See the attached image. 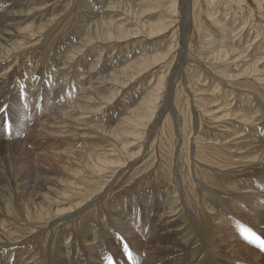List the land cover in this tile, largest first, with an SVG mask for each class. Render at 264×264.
I'll return each mask as SVG.
<instances>
[{
	"label": "rangeland",
	"instance_id": "374dc122",
	"mask_svg": "<svg viewBox=\"0 0 264 264\" xmlns=\"http://www.w3.org/2000/svg\"><path fill=\"white\" fill-rule=\"evenodd\" d=\"M48 1H50L48 3L50 7L46 6L45 10L40 9L37 12L32 11L31 19L32 23L34 24L33 27L38 28L40 23L46 22L48 10H50L49 13L57 12L56 8H58V5L60 7L66 8L71 5L74 8V11L70 7L67 8L73 11V15L70 12V15L67 16L66 20L63 22L64 24H61L60 27L62 28L59 27V29L55 32L56 34L54 33L50 37V43L48 42L46 51L40 52V54L38 51V55L36 54L35 58L32 61L29 60L27 62L30 77L28 76L29 73H27L24 68L19 67V70L10 77V80L8 82H6L8 89H11L9 90L10 92H6L7 114L4 116L0 115V135L3 136L4 140L6 141H11V139H13L14 141H12L10 146L7 147V152L3 154L2 152H0V174L7 178H10L14 175L17 181L15 184L11 185L12 187L9 190H5L4 193L12 197L15 196V193L17 192L18 194L23 196V198L31 199L36 194L46 193L47 188L55 187L53 185H50L49 181L46 180L47 177L52 178L57 182H69L71 181V179H68L67 177L69 176V178H72V173H76V170H79L82 178L90 179V181L93 182L97 187L96 192L99 193L95 195L96 192H94L95 196L90 198V200H92L91 206L87 207L83 211L84 214L82 212L83 217L78 216L76 218H73L71 221L54 226L53 231H51L52 236L47 235V232H41L38 233L37 240L29 237L25 241L9 244L8 246L11 249L8 248V250L14 249L12 250V253L14 254L15 249L16 251H19L18 248H26L25 250H29V253L31 252L30 261L32 264H56V258L58 257V253L60 250L59 247L62 245L64 246V242L66 241L65 238L69 239L70 237V239L67 241L69 242L71 248L70 256H73L78 261L81 260V256L82 259L85 258L86 260L92 261L93 256L97 255L99 264H109L107 259L108 257L112 258V264H187L189 261L188 256L194 253L198 246L202 244L201 239L195 234L196 230L200 232L202 231L205 237H212L213 231H211L207 227V224L211 223L208 219V216H210V213H223L225 212L224 209L227 208L226 201L231 199L232 195L225 191L224 185H226V183H234L236 181L237 183L241 184L245 180H247L248 183L251 182L248 185L255 187H259L260 185V188L264 187V170L261 169V166H249L245 165V163L243 162L235 166H224L225 163L222 162V165L219 168L217 166H214L213 162H211L216 161L218 158L217 155L221 153L217 149L211 150V152H208L209 149H202L196 152L194 158L191 156L190 152H187V149L184 151L180 150L181 153H179V155L177 152V146L181 145V142L176 138V133L174 132L173 124H175L177 120L174 119V112L172 113L171 110L172 101L168 100L169 92H171L172 97L174 98L173 103L174 101H176L179 111L181 113L183 111L185 112L184 114H182V123L180 122V125L182 124V131L184 128V123H186V126H188L186 130V133L188 135L187 138H189L190 135L193 134V136L198 138L199 141H206L205 143H207L210 140L213 141L217 137L219 138V135L224 134L225 131H230V123L227 121V119L223 118L222 120L218 121H210V119H208L207 117L199 119L198 115H196L197 113H193L190 109L189 101L191 100L192 91L199 92L200 90L206 88L205 86H208L207 90L215 89L213 86V88L211 87V85L214 84L215 80L211 79L212 74L207 71V66L204 64L203 59H201V61L192 56V54H197V52L201 51V49H205V41L207 39L203 38H208L209 36L203 37V31L207 30V28L210 29L211 25H208V23H210L208 22L209 19L204 18L196 22L197 27L198 25L201 26L199 30H202V33H200L199 36L196 29H194L191 16H189V9H186V6L182 2V0H178L177 7H175L176 11L178 12H176L177 15L174 14L173 7L168 8V11H170V9L173 10V12L171 13L172 15L156 12L155 14L150 13L151 15L148 16L140 15L137 18L140 24H143L144 26L146 25L145 23L150 24L161 22L162 27L163 25L167 26L169 23H171V26H175L174 29H169V31L167 30L164 33H161V31H159L153 37H149L148 34L144 32V28H137L138 33L132 32L131 36H128L124 40H116L117 42L115 40L95 41L93 36H90L88 40L91 42L93 40L94 41L92 43L86 41L82 44L83 47L77 49V47L81 45H79L78 43L82 41V38L80 39L82 31L79 32L77 29L83 26L80 22V20L82 19L80 15L87 16V14L89 15V12L95 11L96 8L98 9L100 0ZM156 2L158 4V0H156ZM208 2L209 4L205 3V5H203H208L207 10L210 13L212 12L213 18L216 17L215 19L219 20L220 23H224L227 21V23L229 24L227 29H229L230 26H234V24H236L238 34L234 37V39L247 36V33H249L248 31H255L251 36L252 39L253 37H257V40H262V38L264 39V26H261V23L258 22V19L250 18L249 16L246 17L250 19L244 21V18L246 17H244L243 14L242 16L237 12L240 6L238 7L236 3H230V7H227L226 5H223V2L221 0H209ZM170 4L171 3L167 2L165 6L170 7ZM179 5H183L185 7ZM37 6H34L31 9L41 8V6ZM103 11H108L106 9V6L103 8ZM258 11V13H260L261 11V13L264 14V2L261 3ZM106 12L101 13V11H98L95 19H98V17L101 16L105 17ZM78 13L81 14L79 15ZM117 13H119L120 15L118 16V18L120 17L119 19L124 20V22H121L120 24L127 25V29L133 30L135 28V26L131 23L134 21V18L130 17L131 19H128L126 17L125 11L122 10L117 11ZM179 16L181 17L179 18ZM176 17L179 19H177ZM234 18H237L238 20L236 19L235 21H233ZM125 21L129 23H126ZM257 25L259 26L256 27ZM243 26L244 28L241 29ZM211 27L214 28V25H212ZM213 30L216 31L215 29ZM76 34L79 36L78 40L77 37H75ZM83 35L85 34L83 33ZM190 42H192L193 45H191ZM73 44L75 46L77 45V47H75ZM187 45L192 46V49L190 48L191 50L189 49L188 51ZM243 47L246 46L243 45ZM241 49L242 47L238 50L240 51ZM60 52L62 53V55H65V57H63V64L59 63L60 61L58 63L57 61H55V59H58L56 54L59 55L58 53ZM242 54H244V52ZM146 55L147 57L150 56L157 58V61L154 63H149L147 61L143 62V71L140 72V75H138V77H133V79L135 78L133 82H130L128 78H125L121 75L119 76L117 74H114L116 73L115 71L121 69V67L126 66L129 61L131 62L133 60H138V58L140 57L144 58ZM197 62H199L200 66ZM60 67L62 68L61 73L57 71V68L60 69ZM92 67L94 69H92ZM89 69L93 72H90ZM236 69L237 71H234L232 73L239 72V68L237 67ZM112 70L114 73L112 72ZM90 73H93V76L95 75L94 77H91V79L93 78L92 82L99 81L98 83H96L99 84V89L97 88L96 90H94L96 95H99L101 98L109 95V99L113 98V94H115V96L113 98L114 101H111V104H108L109 106L105 103V101H99L100 103H95L94 109H96L97 112H95L96 114L94 113V120L90 124L86 122L88 121V119H84V122L82 121V124L85 122L86 123L83 124L84 126L82 124L77 125L79 129H75L73 126L69 125V135H71V133H75L73 135L77 138H72L70 136L71 138L66 139L65 141V139L60 140V138H52L44 131H41V129L48 130L51 122H48L49 125H46L41 129L38 125H36L33 130L27 135L19 131L20 127L17 123L20 124L22 120H25L26 124H28L30 119L33 118L31 123L29 124V127H31L34 122H36L40 118L39 116L44 110V105H46L45 107L52 108L53 102L55 101L56 105L60 106L63 99H61L60 97L65 95L67 96V98H80L82 96L84 88L86 87L85 84H87L88 82L87 79L90 78ZM126 73L127 77L132 76L128 71ZM107 74H110L112 77V83L107 84L111 86V91L109 92H106L105 89L103 90L104 86L102 85L104 83L102 82V77H106ZM52 75L54 76L52 77ZM55 77H57L58 80V85H56L57 88H53V91L51 90L52 88L48 87L47 89L46 85L48 84V82H51L52 80L54 81ZM114 80L118 82L114 83ZM211 81H213V83ZM27 83L32 85L34 88H36L40 83L42 89L41 95L38 96L36 92L35 94L37 96L28 103H26V99L31 89L28 88ZM51 83L52 85L56 84L53 82ZM119 83H122L123 85H125V87H123ZM223 84L231 85V83L228 82H225ZM153 88L157 89V91H159V94L161 95L162 105L160 106V108L158 109L157 107V111L154 110L155 112L152 110V118H148V115H144L146 118L145 120H142L140 122V125L136 127L137 129L125 127V124H130L132 122L137 124L136 121L131 118L135 115L131 114L129 111H131L132 108L136 107L137 104L141 101V97H144ZM231 88L234 90V93H231L233 97L236 93L238 97V94H240V92H245L243 90H246L251 93L247 94L251 95L254 101H256L254 103L256 109L254 108V110H257V113L256 115L253 113L250 116L254 118L253 127L255 128L256 126V133H258V136H256L257 138L255 137V140L262 141V143H264V137H262L264 136V128L261 129L262 127H264V95H261V93L258 94L257 91L253 92L255 93L253 94L252 90L248 88L235 87L232 85ZM207 90H205L206 97L200 100V107H202V105H206L204 103H207ZM54 91L58 92L57 97H55L56 95L54 94ZM198 95H200V92ZM64 99L66 100V98ZM49 100H51L50 103L47 102ZM235 103L238 104L239 101L233 99L231 106ZM230 111L231 113L229 114L232 115L236 112H239L240 110L233 112L231 107ZM161 112H163V115L165 117H161V121H159V116L157 115L161 114ZM244 112L245 111H243V113ZM33 113L35 114V116L32 115ZM237 116L238 117L235 119L239 120L240 116ZM5 117L6 126L4 120ZM190 119L193 122L189 121ZM230 119H234V117L231 116ZM163 120L167 121L166 127L164 126L165 128H162L160 130V126L162 125ZM79 123H81V120L79 121ZM192 123L194 124L193 126ZM88 125L92 128L88 127L87 129ZM231 125H233V122L231 123ZM98 126L106 130H94V128ZM72 128L73 130L71 131ZM80 128L83 130H81ZM112 129H114V134L109 133V131ZM260 130L263 131L261 132ZM182 133L183 135L185 134L184 131ZM207 134L209 135L208 137ZM249 134L250 132L248 131L247 135ZM205 136L207 138H205ZM76 145L77 148L75 147ZM73 148L75 149L73 150ZM185 148H187L186 145ZM66 150L67 152H74V154L76 155H78V152L80 155L82 153H90V155L93 154L92 156H95L94 158H92L93 164L96 165V168H100L101 166H103L102 162L112 164V166L110 168L109 166H106L104 172L95 174L93 173V171H90L87 166H84L83 162L78 164L74 160V156H72V158H70V160L68 161L66 157H64V153H62ZM161 150L162 152H160ZM55 153H60L59 156L61 157V159H55L53 157V154ZM167 155L168 157H165ZM136 157L141 159L136 163L137 166L141 165V168L137 171H135L136 166L129 167L133 165V159ZM250 157H254L253 153L252 155H249V153L246 154V160L248 158L250 159ZM123 161H125L126 164L122 166L121 163ZM194 162H196L197 164H195ZM198 163L202 164V166H198ZM118 164H120V166L116 167ZM124 166V170L121 169ZM195 166L197 169L195 168ZM228 171H230V173H226ZM208 174H210V177L208 176ZM194 177H197V179H195ZM104 182L108 184V186H106L108 189L107 191L106 187H104ZM1 187L2 184H0V188ZM20 187L23 188L20 189ZM4 188L6 189L7 187ZM54 189H58V187ZM207 190L213 196L207 193ZM164 195L166 197H163ZM176 199L179 201H177ZM158 200H162V203L160 205H157V203H160ZM255 201V216L256 214H259L258 216H260V222H264V201ZM75 202V200L71 201V203L73 204H75ZM168 203L170 204V206L172 205V208L175 207V209L171 210V213H168L169 211L166 209L165 212L167 214H165V212L161 211V208L162 205H164L165 207H163L166 208L169 205ZM13 204L14 203H10L9 211L2 207L0 208V212H5V218L7 220L11 221L12 223L16 221V223L18 224L20 222V216L23 213L20 212L21 210L19 209L18 205ZM14 206L15 208H13ZM238 211L249 216H244V218L240 213L231 211L229 214V221L234 224L233 229L227 226V224H224L225 227L222 229H218L216 233L219 237V244H223L221 248H223V250L227 249V251H229L227 252V255L236 256L242 261H229V264H248L251 258H257V250H260L255 245H253L252 247L249 242H245L242 239L243 236L240 237L239 235L241 234L242 229H251L256 233H258L257 231H259L264 238V233L262 232V230L264 231V224L261 225V228H255L252 226V224H250L251 220L255 219V216L248 213L247 209L244 208L243 210ZM162 215H164V217ZM164 222L170 223L171 226L169 224L166 229H163L161 224L164 225ZM126 227L129 230V236L131 238H126L122 233L124 231V228ZM85 228L95 230L94 232L96 233L94 238H97L99 241L104 242L105 247L102 248V250H96L95 252L92 249L88 248L85 237L90 235L85 232ZM68 230L70 232H68ZM75 232L77 235L74 234ZM117 234L123 237L124 242L128 244L127 253L124 251L120 240L116 238ZM194 234L196 237L194 236ZM94 238L90 239L93 240ZM238 238H241V244L242 242L245 244L247 243L249 245V248L251 247V249H253H248L247 252H242L237 248L239 244ZM63 239H65V241ZM189 239L191 245L189 247H186V250L184 249L181 253H179L178 248H183L184 246H186V243ZM173 241H175L176 244ZM57 242L59 243V245ZM3 248L4 251L5 249L7 250L6 247L3 246ZM142 249L147 253L143 251L140 254L139 250ZM164 252H168V254H174L177 261L168 260L167 262H161L164 258L161 259L160 257ZM263 252L264 251H261V253ZM75 253L78 254L75 255ZM3 254L4 262L7 264H11L12 262L10 260L7 261L9 258V251H5ZM147 257L150 259L147 260ZM19 260L22 263L25 262L24 260L23 262L22 259ZM19 260L14 261V263L12 264H21ZM257 261L261 264H264V259L257 258Z\"/></svg>",
	"mask_w": 264,
	"mask_h": 264
},
{
	"label": "bare ground",
	"instance_id": "6f19581e",
	"mask_svg": "<svg viewBox=\"0 0 264 264\" xmlns=\"http://www.w3.org/2000/svg\"><path fill=\"white\" fill-rule=\"evenodd\" d=\"M108 1L109 0H100L98 9L97 8L95 9L96 12L91 11V12H89V15L87 14V16H82V15H80L81 13L80 14L78 13L82 18L80 20V22H81V25H83V26L77 28L79 32L82 31V35L80 37V39L82 38L81 39L82 41H80L78 43L79 45L80 44L81 45L79 47H77V45L75 46L73 44L75 47H77V49H80V47H83L82 44L85 43L86 41H89L88 39L90 38V36H93L95 41L96 40L97 41L98 40H106V41H109V40L114 41L115 40L116 41V40H124L128 36H131L132 32L138 33L137 28H144V32H146V34H148L149 37H153L159 31H161V33H164L167 30L169 31V29L175 28V26H171V23H169V24L166 23L168 25L167 26L163 25V27H162L161 22L150 23V24L145 23L146 25L144 26L143 24H140V22L137 20V18L140 15L148 16L151 14H155L156 12H161L163 14L172 15L171 13L173 12V10H174V14H176L177 11H176L175 7H177L178 0H172V1L171 0H158V4H157L156 0H110L109 2ZM208 1L207 0H203V1L202 0H182L184 5L186 6V9H189L188 13L190 11L189 16H191L194 29H196L199 36H200V33H202V30H199L201 28V26L198 25V27H197L196 22L198 20L204 19V18L209 19L208 22H210V23H208V25L209 24L211 26L214 25V28L210 26V29L207 28V30L203 31V37L209 36L208 38H203V39H207L205 41L206 42L205 49H201V51L197 52V54H192V56L195 57L196 59H199V60L203 59L204 64L207 66L206 67L207 71H209L212 74L211 79L215 80L214 84L211 85V87L213 86L215 89L207 90L208 86H205L206 88L199 91L200 95H198L199 94L198 91H192L191 100L189 99L190 100L189 101L190 109L192 110L193 113H195V112L197 113L196 115H198L199 119H203L205 117L210 119V121H212V120L218 121V120H222L223 118L227 119V121L230 123V127H229L230 131H225L224 134L219 135V138L217 137L213 141L210 140L207 143H205L206 141L205 142L199 141V139L196 138L195 136H193V134H191L190 137L187 138L188 135L186 133V130H187L188 126H186V123H184L183 131L185 134L183 135V133H182L183 131L181 128L182 124L180 125V122L182 123V121H181L182 117H183L182 114H184L185 112L183 111L181 113L179 111L177 104H176V101H174V103H173L174 98L172 97L171 92H169L168 93V100L172 101L171 110H172V113L174 112V119L177 120L176 123L173 124L174 132L176 133V138L179 139V141L181 142V145L177 146V152L179 155V153H181V151H184L187 149L188 150L187 152H190L191 156L194 158L196 155V152L200 151L202 149H209L208 152H211V150L217 149L221 153L219 155H217V157L219 159L217 158L216 161H211V162H213L214 166H217L220 168L222 165V162L225 163L224 166H235V165H239L240 163L243 162V163H245V165H249V166H258V167L261 166L262 167L261 169L264 170V143H262V141L255 140L257 138L256 136H258L257 135L258 133H256V126H255V128L253 127L254 126V123H253L254 118H252L250 116L253 113L255 115L257 113V110H254V108H255L254 103L256 101H254L252 96L249 95L251 93L249 91H246V90H243L245 92H240V94H238V97H237V93H236L237 91H236L235 92L236 94L233 97L232 94L234 93V90L231 88V85L235 86V87L248 88V89L252 90V93L257 91L258 94L261 93V95L262 94L264 95V39L262 38V40H257V37H253V39H252L251 36L253 35V33L255 31L254 32L248 31L249 33H247V36H245L243 38L240 37L238 39L237 38L234 39V37L238 34V30L236 29V24H234V26H230V28L227 29L229 26L227 21L224 23H220L219 20L215 19L216 17L213 18L212 12L210 13L207 10L208 5L206 4V6H204L205 3L209 4ZM221 1L223 2V5H226L227 7H230V3H234V4L236 3L238 5V7L240 6L239 10L238 11L236 10L240 15L243 14L244 17L249 16L250 18L258 19V22L261 23V26H264V14H262L261 11H260V13H258L259 12L258 11L259 6L261 5V3L264 2V0H221ZM49 2L50 1H48V0H0V108L5 109L4 113H0V115H2V116L7 114L6 92L7 93L10 92L9 90L11 89V88L8 89L6 82H8L10 80V77L16 71L19 70V67L24 68L25 71H27V73H29L28 76L30 77V72H29V67L27 66V62L29 60L32 61L35 58L36 54L38 55V53H37L38 51H39V54H40V52L46 51L47 44L49 42L50 37L59 29L61 24L62 25L64 24L63 22L66 20L67 16L70 15V12L73 15L74 8L71 5L69 7L72 8L73 11L71 9H67L69 7H67V8L66 7H60L58 5V8H56L57 12L49 13L50 10H48L47 19L45 18L46 22H44L42 20L44 23H40L38 28L33 27L34 24L32 23V19H31L32 11L37 12L40 9L45 10L46 6L50 7V5H48ZM167 2L171 3L170 7L165 6V4H167ZM215 2H217V1H215ZM37 5L41 6V8L31 9L32 7L37 6ZM55 6H56V4H55ZM105 6H106V9L108 10L107 12L103 11V8ZM179 6L185 7L183 5H179ZM168 8H173V10L170 9V11H168ZM91 10H92V8H91ZM119 10L125 11L126 17L128 19L130 17L134 18V21L131 22L135 26V28L133 30L127 29V25L120 24L121 22H124V20L119 19L120 17L118 18V16H120V15H119V13H117V11H119ZM85 11H87V10H85ZM98 11H101V13L106 12L105 13L106 16L105 17L101 16V17H98V19H95ZM219 12H220V10H219ZM184 15H186V14H184ZM262 15H263V17H262ZM123 16H124V14H123ZM180 17L181 16H179V18ZM247 17L244 18V21H247L248 19H250ZM179 18H177V19H179ZM236 19L237 18H234L233 21H235ZM87 22H88V24H87ZM178 22H180V21H178ZM126 23H129V22H126ZM258 26L259 25H257L256 27H258ZM60 28H62V27H60ZM243 28H244V26L241 29H243ZM213 29H215L216 31H214ZM83 33L85 35H83ZM255 34H257V33H255ZM261 35H262V33H261ZM75 37H77V40H78L79 36L77 34ZM92 42L89 41V43H92ZM190 44L193 45L192 42H190ZM69 45H71V44H69ZM194 45H196V44H194ZM243 45H245L246 47H243ZM241 47H242V49L239 51L238 49ZM187 48L189 51L190 48L192 49V46L187 45ZM89 49H93V48H89ZM64 51H66V50H64ZM77 52H78V50H77ZM77 52H75V53H77ZM243 52H244V54H242ZM64 53H66V52H64ZM50 54H52V53H50ZM58 54L59 55L56 54V56L58 57L59 60L55 59V61H57V63L59 61H60L59 63H62L63 57H65V55H62L61 52ZM77 55H75V56H77ZM201 55H203V56H201ZM66 58H64V59H66ZM87 58H88V56H87ZM145 61H147L149 63H154L157 61V58L150 57V56L147 57V55H146L144 58L140 57V58H138V60H135V61L133 60L131 62L129 61V63L126 66L121 67V69L115 71L116 73H114L113 70H112V72L114 74L119 75V76L121 75L125 78H128L130 80V82H133L135 80V78L133 79V77H138V75H140V72L143 71L142 65H143V62H145ZM236 62H240V63H236ZM193 63H194V61H193ZM195 63H196V61H195ZM197 63L199 65V62H197ZM180 64H181V62H180ZM61 67H62V65H61ZM61 67H60V69L57 68V71H59L60 73L62 71ZM237 67L239 68L238 69L239 72L232 73L234 71H237V69H236ZM92 69H94V68L92 67ZM127 71L132 76L127 77V73H126ZM90 72H93V71L90 70ZM98 73H100V72H98ZM98 73H96V74H98ZM90 74H91L89 76L90 78L87 79L88 82H87V84H85L86 87L84 88V90L82 92V96L80 98H78V97H76L77 99L74 97L67 98V96L65 95V96L60 97L61 99L66 98V100L64 99V101L62 99V104L60 106L59 105L57 106L55 101L53 102L52 108L45 107L46 105H44V110H43L42 114L39 116L40 118L36 122H34V124L31 127H29V124L31 123L33 118L30 119L28 124H26L25 120H22L20 124L17 123L18 126L20 127L19 131H21L25 135H27L28 133H30L33 130V128L36 125H38L39 128L41 129L44 126L49 125L48 122H51L48 130L47 129L46 130L41 129V131H44L47 135H49L52 138H56V139L60 138V140L65 139V141H66V139H69L71 137L77 138L76 136L73 135L75 133H73V134L71 133V135H69L70 134L69 125L73 126L76 129V128H78L77 125L82 124V121L84 119H88V121H86V122H88L90 124L94 120L93 119L94 113L97 112L96 109H94L95 103H100L99 101H103V102L105 101V103L108 105V104H111V101H114L113 98H114L115 94H113L114 96L112 99H109V95H106L105 97L101 98L99 95L95 94L94 90H96L98 88V85H99L96 83H98L99 81L92 82L93 78L91 79V77L93 76V73H90ZM53 76L54 75H52V77ZM54 81L52 80L51 82L56 83L55 85L54 84L52 85L51 82H48V84L46 85L47 89L49 87V88H52L51 90L53 91V88H57V86H56V85H58L57 77H55ZM102 82H104L102 84L104 86L103 90L105 89L106 92L111 91V86L107 85V84L112 83L111 75L107 74L106 77L105 76L102 77ZM117 82L118 81L114 80V83H117ZM211 82L213 83V81H211ZM225 82L231 83V85L223 84ZM119 84H121L123 87H125V85H123L122 83H119ZM108 86H109V88H108ZM28 88L31 90H30V92L28 91L29 93H28V96L26 99V103L31 102V100H33V98H35L37 96L35 94L36 92H37L38 96L41 95V93H42L40 83L36 88H34L32 85L28 84ZM47 89H46V92H47ZM205 90H207L206 91L207 92V98H206L207 103H204L206 105H202V107H200L201 106L200 100L206 97L205 96ZM49 92H50V90H49ZM119 92H121V91H119ZM247 93H249V94H247ZM29 94H30V96H29ZM54 94L56 95L55 97H57L58 92L54 91ZM253 94H255V93H253ZM10 95H11V93H10ZM52 95H53V93H52ZM164 97H165V95H164ZM50 99H52V98H50ZM233 99H236L237 101H239V103L238 104H236V103L232 104V106H231ZM140 100L141 101L137 104V106L132 108L131 111H129L131 114L135 115L131 118L134 121H136L137 124H135L133 122L130 124L124 123L125 127H129L131 129H137L136 127L138 125H140V122L142 120H145L146 117L144 115H148L149 116L148 118H152L153 117V115H152L153 111L154 110L157 111V107L159 109L160 106L162 105L161 95L159 94V91H157V89H155V88H153L151 91H149L144 97H141ZM257 101H259V100H257ZM47 102L50 103L51 100H49ZM60 102H61V100H60ZM231 107H232L233 112L238 111V110H240V111L230 115L229 113H231V111H230ZM243 111H245V112L243 113ZM163 112H161V114L158 113L159 115H157V116H159V121H161V117L164 116ZM32 115L35 116L34 113ZM237 115L240 116L239 120L235 119L238 117ZM169 116H170V114H169ZM231 116H233L234 119H230ZM248 116H250V117H248ZM155 119H156V116H155ZM191 119L189 121H191ZM80 120H81V123H79ZM166 120H167V118H166ZM166 120L162 121L163 123L160 126V130L162 128L166 127V123H167ZM191 122H193V121H191ZM232 122H233L234 127H233V125H231ZM85 123H83V124H85ZM193 125L194 124L192 123V126ZM88 127L92 128L88 125L87 129H88ZM237 127H239V128H237ZM263 128L264 127H262L261 129H263ZM78 129H77V131H78ZM153 129H155V128H153ZM72 130H73V128L71 129V131ZM81 130H83V129H81ZM94 130H100L101 131V130H106V129H103V128L98 126V127H95ZM248 131L250 132L249 135H247ZM73 132H75V131H73ZM109 133L114 134V129L110 130ZM164 133H165V131H164ZM201 136H203V135H201ZM208 136L209 135L207 134V137ZM207 137L205 136V138H207ZM260 137H261V135H260ZM262 137H264V136H262ZM209 138H211V137H209ZM12 141H14V140L13 139H11V141L4 140L3 136L0 135V152H2V154L7 152V147L10 146ZM185 145L187 146V148H185ZM75 147L77 148V145ZM74 149L75 148H73V150ZM160 152H162V150ZM62 153H64V157H66V159L68 161L70 160V158H72V156H74L75 157L74 160L78 164L83 162L84 166H87V168L90 171H93V173H95V174L104 172V169L106 168V166H109V168L112 166V164L102 162L103 166H101L100 168H96V165L93 164V159H92L95 156H92L93 154L90 155V153L89 154H83L82 153L83 155L82 154L80 155L78 152V155H76V154H74V152H67V150L63 151ZM247 153H249V155H252V153H253L254 157L253 158L250 157V159L248 158L247 159L248 161H247L246 160V154ZM59 154L60 153H55V154H53V157L57 160L61 159ZM170 155H172V154H170ZM165 157H168V155ZM140 160L141 159H139L138 157L134 158L133 162H132L133 165H131L129 167H135L136 166L135 171L139 170L141 168V165L137 166L136 163ZM194 163L197 164L196 162H194ZM124 164H126L125 161H123L121 163L122 166ZM119 166H120V164H118L116 167H119ZM198 166H202V164L198 163ZM243 167H244V165H243ZM124 168H125V166L122 167L121 169L124 170ZM195 168H196V166H195ZM229 170H232V169H229ZM226 173H230V171H228ZM72 175H73L72 178H69V176L67 177L68 179H71V181H69V182H57V181L53 180L52 178L47 177L46 180L49 181L50 185L55 186L54 188L58 187V189L47 188L46 193L36 194L31 199H27V198L25 199V198H23V196H21L17 192L15 193V196H12V197L10 195L5 194L4 191L9 190L12 187L11 185L16 183L17 179L15 178L14 175L11 176L10 178H7V177H4L3 175L0 174V184H2V187L0 188V208L3 207L9 211L10 203H14V204L18 205L19 209L21 210L20 212L23 213L20 216V220H19L20 222L17 224L16 221L14 223H12L11 221L7 220L5 218V216H6L5 212H2V211L0 212V251H1L0 252V264H7L3 260L4 259L3 253L5 251L6 252L9 251V258L7 261L10 260L12 263H14V261L22 259V261L24 260L25 262L23 261L24 263H22L19 260L21 262V264H32L30 261V259H31L30 253L31 252L29 253V250H25L26 248L25 249H23V248L19 249L18 248L19 251H16V249H15V253L13 254L12 250H14V249L10 250L11 248L8 245L12 244V243L25 241L29 237H32L35 240H37L38 239V233H41V232H47V235L52 236L51 231H53L54 226L68 222V221H71L73 218H76L78 216L81 217L84 214L83 211L87 207L91 206L92 200H90V198H92L93 196H95L99 193V192H96L97 191L96 185H94V183L91 182L90 179L82 178L79 170H76V173H74V174L72 173ZM182 175H183V173H182ZM208 176L210 177V174H208ZM134 178H136V177H134ZM78 179H79V181H78ZM195 179H197V177ZM177 180H179V179H177ZM250 183L251 182L248 183V181L245 180L241 184L237 183V181H236L234 183L230 182V183H228V184L226 183V185H224L225 191L228 192L230 195H232L231 199L226 201L227 208L224 209L225 212H223V213L218 212V214H217L215 212V213H210V216H208V219L210 220L211 223L207 224V227L211 231H213L212 237H205V235L202 231H201L202 232L201 233L200 231L196 230L195 234L201 239L202 244L200 246H198V248L194 251V253H192V254L190 253L191 255L188 256L189 261L187 264H229L230 263L229 261L242 262L241 259L236 257V256H228L227 255V252H229V251H227V249L223 250V248H221L223 246V244H219V237H218L216 232L218 229L224 228L225 227L224 224H227V226H229L233 229L234 224L231 221H229V218H230L229 214L231 211H236V212L240 213L243 217L244 216L248 217L249 215H246V214L238 211V210H243V208H244V209H247L248 213L255 216V213H254V204L256 202L255 200H263L264 201V187L260 188V185H259V187L248 185ZM195 184H196V182H195ZM5 185H7V186H5ZM32 186H33V183H32ZM106 186H108V184H106V182H104V187H106ZM4 187H7V188L5 189ZM21 188H23V187H20V189ZM184 189H185V187H184ZM107 190L108 189L106 187V191ZM203 190H205V189H203ZM94 192H96L95 195H94ZM206 192L209 193L210 195H212L210 192H208V190ZM188 194H190V193H188ZM165 195L163 197H166ZM73 200L76 201L75 204L71 203V201H73ZM177 201H179V200H177ZM159 202L160 203H157V205H160L162 203V200ZM163 206L164 205H162V208H161V211H163V212H165V210L167 209L169 211L168 213H171V210L175 209V207L172 208V205L170 206V204L166 208H164L165 206L164 207ZM13 208H15V206ZM82 212H83V214H82ZM90 212H92V211H90ZM194 213H196V212H194ZM165 214H167V213L165 212ZM91 215H92V213H91ZM258 215L259 214H256L255 219L251 220V223H250L255 228H257V227L261 228V225L264 224V222H260V216H258ZM162 216L164 217V215H162ZM242 216H241V219H242ZM169 224L170 223H168V222H166V223L164 222V225L163 224H161V225H162L163 229H166V227ZM170 226H171V224H170ZM178 226H179V224H178ZM175 227H176V225H175ZM94 231L95 230H93V229L90 230L89 228H85V232L90 235V236L85 237V241L88 244V248L92 249L93 251L96 252V250H102V248H104L105 245H104L103 241H99L97 238H94L95 233H96ZM68 232H70V231L68 230ZM257 232H258L257 235H260L261 238H263V236L260 234V232L259 231H257ZM262 232L264 233L263 230H262ZM82 233H84V232H82ZM122 233L124 234V236L126 238H131L129 236V230L127 227L124 228V231ZM66 234H68V233H66ZM74 234H76V232ZM195 234H194V236H195ZM239 236L242 237L243 235L240 234ZM59 237H61V236H59ZM90 238H94V239L91 240ZM65 239H66V241H65ZM65 239H63L65 241L64 246L62 245L59 247L60 250L58 253V257L56 258L57 259L56 264H99V262H98L99 260H98L97 255L93 256L92 261L86 260L85 258L82 259V256H81V260L78 261L73 256H70V249L71 248H70L69 242H67L70 239V237H69V239L68 238H65ZM242 239L246 242V240L243 237H242ZM240 240H241V238H238V242H239V244L237 246L238 249H240L242 252H247L248 249H251V247L249 248V245L247 243H246L247 244L246 245L245 243H243L241 241L242 242V244H241ZM173 242L175 243V241H173ZM58 245H59V243H58ZM190 245H191V242L189 239L186 243V246H184L183 248L182 247L178 248L179 253H181L186 247H189ZM3 246L6 247L7 250L5 249V251H4ZM252 247H253V245H252ZM8 248H10V249L8 250ZM48 250H49V248H48ZM56 250H58V249H56ZM143 251L145 253H147L145 250L142 249V250H139L140 254ZM263 253H261V250L260 251L257 250V258L264 259ZM48 254H49V252H48ZM76 254H78V253H75V255ZM154 254H155V251H154ZM148 255H149V253H148ZM158 257H159V255H158ZM160 258L161 259L164 258L161 262H164V261L167 262L168 260L177 261V259L175 258V255L174 254H168V252H164ZM257 258H251L250 261L248 262V264H261L257 261ZM148 259H150V258L147 257V260ZM46 260H48V259H46ZM235 262H233V263H235ZM46 264H48V263H46Z\"/></svg>",
	"mask_w": 264,
	"mask_h": 264
},
{
	"label": "snow or ice",
	"instance_id": "6c2138e0",
	"mask_svg": "<svg viewBox=\"0 0 264 264\" xmlns=\"http://www.w3.org/2000/svg\"><path fill=\"white\" fill-rule=\"evenodd\" d=\"M5 109L0 108V113H4ZM5 120V126H6V117L4 118ZM241 234L243 235V238L249 242L252 245H255L259 250L264 251V239L261 238L260 235H257L256 232L252 231L251 229H242ZM117 239L120 240L124 251L127 253L128 250V244L124 242L123 237L119 236L117 234ZM108 262L109 264H112V258L108 257Z\"/></svg>",
	"mask_w": 264,
	"mask_h": 264
}]
</instances>
